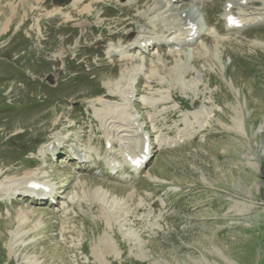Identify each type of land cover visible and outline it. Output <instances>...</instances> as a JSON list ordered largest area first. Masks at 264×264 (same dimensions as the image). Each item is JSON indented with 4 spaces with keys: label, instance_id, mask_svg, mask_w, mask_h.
Wrapping results in <instances>:
<instances>
[{
    "label": "rangeland",
    "instance_id": "rangeland-1",
    "mask_svg": "<svg viewBox=\"0 0 264 264\" xmlns=\"http://www.w3.org/2000/svg\"><path fill=\"white\" fill-rule=\"evenodd\" d=\"M88 1L92 0L85 3ZM124 1L101 0L92 4L93 12L84 13V3L61 6L72 19L67 22L58 14H52L53 18L46 15L55 7L52 0H0V117H11L0 128V152L21 144L26 149L17 162L5 160L21 158L17 150L0 158V192L16 186L28 169L35 170L36 176L56 179L66 195L54 207L24 202L7 205L10 210L6 211L8 207L0 206V264H264V44H260L264 30L243 34L233 30L227 41L220 21L216 25L218 41L206 35L204 44L178 45V51L164 54L154 47L132 62L119 61L117 56L116 69L96 73L94 81L103 85L115 79L123 67H142L145 58L146 75L139 77L134 97L141 124L152 134V151L160 155L140 179L122 171L123 154L132 147L130 120L122 117L120 126L109 116L103 126L100 123L102 108L113 111L121 104L115 102L121 101L119 97L94 105L90 92L95 85L78 86L70 78L61 81L77 86L69 87L68 92L62 85H45V102L36 103L31 96L38 83L30 82L27 71L39 70L42 75L50 66L43 60L46 56L52 58V52L58 50L66 56L76 51L71 45L79 33L80 45H101L98 30L103 29V34L118 30L123 34L115 41L118 44L135 34L143 35L149 19L153 21L146 26L150 31L163 24V15L152 8V0L131 5L122 4ZM218 1L213 3L217 6ZM214 4L201 6L200 11L209 14ZM188 7L189 0L179 4L180 9ZM139 12L146 15L141 17ZM39 32L45 38L40 42ZM254 60L261 66L254 63L253 67L263 73L249 77L246 63L252 67ZM49 69L57 75L58 70ZM11 80L21 81L24 89H18L17 99L4 109L1 97ZM111 81L109 89L118 90L117 80ZM128 82L134 86L135 78ZM167 88L172 89L169 97L164 92ZM157 92L163 97L150 100ZM73 101L79 108L70 107ZM80 109L83 112L77 111ZM103 134L116 138L109 152ZM190 135L197 138L190 139ZM53 136L65 137L59 159L37 162L34 156L36 166L30 167L29 157L38 155L39 144ZM186 138V142L176 143ZM71 144L91 150L90 161L77 166L69 152ZM110 161L118 163L116 173ZM5 176L9 178L2 180ZM161 183L168 186V192L170 185L185 192L179 208L172 204V221L178 219L181 224L159 233L163 224L157 220V209L143 217L134 207L138 201L150 204L155 200L159 195L155 184ZM133 184L136 191L125 197ZM100 186L117 196H110L107 190L103 193ZM136 242L145 247L139 248L142 245Z\"/></svg>",
    "mask_w": 264,
    "mask_h": 264
},
{
    "label": "bare ground",
    "instance_id": "bare-ground-1",
    "mask_svg": "<svg viewBox=\"0 0 264 264\" xmlns=\"http://www.w3.org/2000/svg\"><path fill=\"white\" fill-rule=\"evenodd\" d=\"M38 1V0H37ZM96 1H98V0H96ZM161 2H162V5H166V3H169V2H171V0H160ZM176 2L177 1H179V0H175ZM91 3L92 2H90V3H88V4H86L85 6H84V8H83V10H89L90 9V6H91ZM263 5H264V1H263ZM115 6V5H114ZM74 8V7H73ZM76 8V7H75ZM168 9H170L171 11H173V10H175V8H171V5H169V8ZM98 11V10H97ZM61 11H60V9L59 8H53V9H51V10H49V12L46 14V15H48V16H50V15H52V14H60L63 18H64V20H70L71 18L70 17H68L67 15H65V14H61L60 13ZM176 12V11H175ZM183 11H181L180 12V15H181V13H182ZM70 13H71V11H70ZM59 15V16H60ZM182 16V15H181ZM184 18H183V20L178 24V27L176 28V29H172L173 31H170L171 33H174L175 34V36L173 37V38H176V36H178V35H181V34H184L185 33V37L184 38H187V37H189L188 38V40H191L194 36H190V31H191V28H187V26L186 25H188L189 23H192V24H194L192 21H186V16H183ZM27 18V17H26ZM90 21V20H89ZM20 23H22V22H20ZM19 23V24H20ZM67 26V25H66ZM165 30H167V29H165ZM170 32H169V34H170ZM195 32H196V30H195ZM201 33H200V30H199V34L198 35H200ZM98 37V36H97ZM94 39V38H93ZM164 39H167V40H165L167 43H170V41H169V37H168V35L166 36V38H164ZM153 42V44H150L149 42ZM142 42H144V44H142ZM156 42H157V40H156V38H152V40H151V38H149V37H145V38H139L137 41H134V42H131V43H129V44H127V46L126 47H135V46H138V47H140L143 51H146V49H150V47H154V45L156 44ZM188 43H190V42H188ZM67 45V44H66ZM113 51H115L114 49H111L110 50V54H112L113 53ZM125 58H127V59H130V60H132L134 57H127V56H125ZM128 74V71L125 73V71H123L122 73H121V77H120V80L118 81V83H124L123 82V80L125 79V77H126V75ZM101 80V79H100ZM112 79H110L109 81H108V83L110 84V82H112L111 81ZM163 82V81H162ZM170 88V87H169ZM169 88H167V90H165L166 89V87H165V89H164V92L166 93L165 94V96L166 97H169V92L172 90V89H169ZM112 95H114L112 92H110ZM157 95H158V97H157ZM102 96H99L98 98H97V100H101L102 98H101ZM163 96H162V92H157V94L155 95V98H153V97H151L150 98V100H152V101H158L160 98H162ZM159 104H162V103H159ZM126 112V111H125ZM105 114V112H103V118H106V114ZM86 116V115H85ZM107 119V118H106ZM55 121L56 120H53V123H55ZM101 121H103V120H101ZM125 122H126V120H125ZM127 125V124H126ZM131 125V124H130ZM59 128V127H58ZM99 131V130H98ZM56 140H58V139H55L53 142H48V143H44V144H42L41 145V148H47L48 150L50 149L49 148V146L51 145V143H53L54 144V142L56 141ZM84 145V144H83ZM139 146H140V148H142V146H143V144L140 142L139 143ZM1 149V148H0ZM74 152L77 154V150L76 149H74ZM124 156H128V154L126 153ZM84 156L83 155H79V158H83ZM84 161H86V160H83V162ZM30 175H32L29 171L28 172H26L25 173V176H27L26 177V179L24 180H22L21 182H20V184H18V188H21V187H23V188H28V189H33V188H29V187H27V182H28V180H29V178L31 177ZM8 176H5L2 180H5L6 178H7ZM13 176H11V178H12ZM9 178V177H8ZM1 182V181H0ZM23 184V185H22ZM17 185V184H16ZM22 185V186H21ZM15 186V185H14ZM132 193H133V191H131V192H129V193H126L127 194V196H130V195H132ZM17 213V212H16ZM20 214V213H19ZM18 214V216H20ZM29 213L27 212L26 213V215H28ZM25 217H27V216H25ZM24 218V216H22L21 217V219H23ZM101 252V251H100ZM99 252V253H100ZM100 255V254H99ZM100 256H102V255H100ZM104 257V256H103ZM31 260L32 259H30V261H29V263L31 262ZM31 264V263H30ZM32 264H36V263H34V261H32Z\"/></svg>",
    "mask_w": 264,
    "mask_h": 264
}]
</instances>
